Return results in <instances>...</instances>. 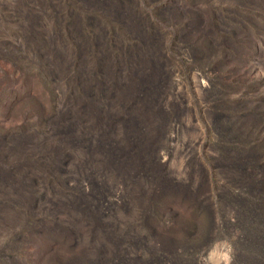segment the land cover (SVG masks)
Wrapping results in <instances>:
<instances>
[{"label": "rangeland", "instance_id": "374dc122", "mask_svg": "<svg viewBox=\"0 0 264 264\" xmlns=\"http://www.w3.org/2000/svg\"><path fill=\"white\" fill-rule=\"evenodd\" d=\"M211 2L201 29L217 17L229 40L209 60L178 39L184 17L158 32L166 81L155 98L167 121L162 131L157 121L156 134L154 120L143 126L156 135L147 152L157 161L125 180L102 174L86 156L83 164L70 160L68 173L34 161L18 168L13 180L0 181V264H82L100 250L113 264H252L249 236L262 231L264 241V0ZM50 9L46 0H0V150L26 138L56 147L73 125L56 118H77L87 98L83 53L63 41ZM229 9L238 16H224ZM249 158L254 164L246 165ZM77 193L99 216L98 229L88 212L66 208Z\"/></svg>", "mask_w": 264, "mask_h": 264}, {"label": "trees", "instance_id": "16d2710c", "mask_svg": "<svg viewBox=\"0 0 264 264\" xmlns=\"http://www.w3.org/2000/svg\"><path fill=\"white\" fill-rule=\"evenodd\" d=\"M46 1L54 16L59 17L63 24V41L66 40L83 53L81 68L86 64L88 66L86 70H82V79L87 81V98L80 104L77 118L72 112L69 116L65 114L56 118L54 124L57 125L65 121L73 123L70 133L61 136L56 147H36L26 138L13 149L0 150V181L13 180L17 170H27L33 161L44 168L68 173V162L78 157L76 160L83 164L85 156L89 157L88 163L92 157L102 174L122 177L123 180L144 174L149 169L150 162L157 160L156 156L152 157L147 152V141L152 148L155 147L156 135L147 131V126L145 132L143 126L146 123L150 125L154 120L153 131L156 134L157 121L161 122V131L167 121V114L160 109L155 98L166 81V72L161 63L164 51L158 32L167 23L179 22L184 17L179 26L178 39L195 50L197 57L209 60L208 57L214 54L215 49H222L229 40L228 35L218 32L221 26L217 17L211 20L208 28L201 29L204 13L214 10L211 0H187L190 6H196L194 10L190 6L187 10L173 7L174 0L167 5L162 0ZM144 4L150 5V10ZM45 10L44 6L38 9V15L35 16L37 21ZM224 11L228 10L224 8L223 13ZM236 11L237 9H229L224 16L229 19L237 17ZM37 21H34L35 24ZM199 37L202 38L201 44L196 45L198 42L193 40ZM202 41L206 44H202ZM219 117L222 120L228 118L227 110L220 111ZM76 125L80 126V132L75 131ZM91 138L93 144L89 146ZM253 162L249 158L246 165L254 164ZM95 165L91 167V171L96 170ZM262 179L264 180V174ZM77 194L64 200L65 206L69 210L81 209L86 216V201L80 193ZM59 210L61 209L56 211ZM259 212L263 218L260 230H263L264 235V206L259 207ZM89 214L92 221L95 219L92 229H98L101 223L99 216L92 217ZM100 231H103L101 227ZM72 232L75 233L73 229L65 231L68 236ZM249 237L255 248L252 251V264H264L262 231L258 237ZM98 245L102 246L101 243ZM104 256V250H100L98 256H93L82 264H113V261Z\"/></svg>", "mask_w": 264, "mask_h": 264}, {"label": "bare ground", "instance_id": "6f19581e", "mask_svg": "<svg viewBox=\"0 0 264 264\" xmlns=\"http://www.w3.org/2000/svg\"><path fill=\"white\" fill-rule=\"evenodd\" d=\"M198 86H199L201 89L205 87V85H204L203 83H200ZM88 144H91V139L88 141ZM90 170H91V169H90ZM92 171H93V170H92ZM101 243H103V242H101Z\"/></svg>", "mask_w": 264, "mask_h": 264}]
</instances>
